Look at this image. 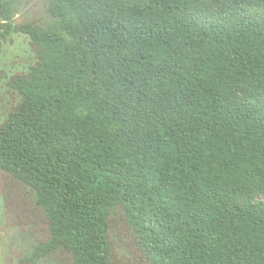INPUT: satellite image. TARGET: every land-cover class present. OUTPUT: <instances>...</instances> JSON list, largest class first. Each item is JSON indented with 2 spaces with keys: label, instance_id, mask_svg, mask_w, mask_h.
Instances as JSON below:
<instances>
[{
  "label": "trees",
  "instance_id": "trees-1",
  "mask_svg": "<svg viewBox=\"0 0 264 264\" xmlns=\"http://www.w3.org/2000/svg\"><path fill=\"white\" fill-rule=\"evenodd\" d=\"M38 62L10 85L0 170L38 198L43 258L117 264L122 212L149 264H264V0H50L12 25Z\"/></svg>",
  "mask_w": 264,
  "mask_h": 264
},
{
  "label": "rangeland",
  "instance_id": "rangeland-1",
  "mask_svg": "<svg viewBox=\"0 0 264 264\" xmlns=\"http://www.w3.org/2000/svg\"><path fill=\"white\" fill-rule=\"evenodd\" d=\"M50 0H16L11 4V23H31L45 27L52 21ZM6 23L0 10V25ZM2 30H0L1 32ZM38 62L27 35L12 34L0 51V127L13 112L21 97L10 85L27 74ZM264 203V194L255 199ZM113 257L117 264H149L132 237L122 212L110 221ZM50 223L36 194L26 185L0 170V264H74L72 256L59 249L37 258L39 248L51 240Z\"/></svg>",
  "mask_w": 264,
  "mask_h": 264
}]
</instances>
